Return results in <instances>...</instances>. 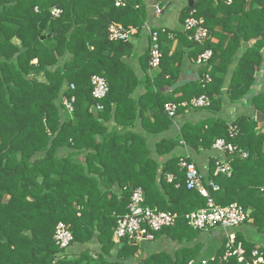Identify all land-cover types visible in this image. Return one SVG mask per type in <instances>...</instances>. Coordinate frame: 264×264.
<instances>
[{
	"label": "trees",
	"instance_id": "1",
	"mask_svg": "<svg viewBox=\"0 0 264 264\" xmlns=\"http://www.w3.org/2000/svg\"><path fill=\"white\" fill-rule=\"evenodd\" d=\"M116 1L0 0V264H135L140 246L128 238L116 245L113 237L137 187L145 191V204L177 214L175 225L156 233L176 248L152 252L143 264H204L205 258V264H246L235 256L223 258L225 238L214 258L207 255L200 241L204 230L191 227L186 214L206 207L208 198L187 187L179 160L182 140L198 152L213 151L218 137L247 150V158L233 157L232 176L216 173L211 159L204 182L216 204L237 202L251 210L244 224L264 234V131L256 119L257 111L264 114V88L254 91L264 65V0L188 3L181 21L195 9L211 38L199 43L185 30L154 28L163 57L151 74L148 48L140 58L142 77L125 57L132 56L133 38L143 31L146 5L124 0L118 6ZM54 8L62 10L59 16ZM113 23L132 29L131 39L111 40ZM209 48L213 56L198 65L200 77L166 94V87L181 83L186 57L197 61ZM95 74L110 87L103 109L96 108L92 93ZM207 74L211 82L205 81ZM140 87H145L142 94ZM202 94L211 99L206 107L211 115L175 131L165 104H179L182 113L193 108L183 102ZM64 95L75 96L73 113L63 105ZM248 97L250 113L233 120L220 115L225 100ZM232 124L239 129L234 136ZM169 173L176 175L171 182ZM210 182L219 188L209 187ZM59 221L74 234L67 250L54 239ZM237 241L251 259L258 242L241 233ZM95 242L98 250L91 248ZM259 243L264 254V242Z\"/></svg>",
	"mask_w": 264,
	"mask_h": 264
},
{
	"label": "built area",
	"instance_id": "2",
	"mask_svg": "<svg viewBox=\"0 0 264 264\" xmlns=\"http://www.w3.org/2000/svg\"><path fill=\"white\" fill-rule=\"evenodd\" d=\"M116 4L118 6L125 5V2L124 0H117ZM61 12L62 10L59 8H54L52 11L55 16H59ZM157 12H162L161 7L157 8ZM204 24V18L201 16L198 17L196 15V10L192 9L184 22V30L189 32L190 39L199 43H204L211 38L210 30ZM144 26L147 28L150 36L149 72L154 74L156 70L160 68L161 59L163 57L160 46V34L157 30L147 25V22H145ZM132 34V29H126L116 23L110 25L109 36L111 40L127 41L131 39ZM170 36L173 37V34H170ZM212 56L213 50L210 48L206 49L198 55L196 62L198 65H203L208 63ZM205 81H212L209 74L205 76ZM92 85L93 97L97 100L96 108L103 109L101 100L105 98L109 92V83L104 76L95 74L92 76ZM70 88L75 89L76 84L72 83ZM75 101V96L68 97L64 95L62 97V103L68 113L74 112ZM182 104L187 107L206 109V107L210 106L211 99L208 95L202 94ZM178 107L179 104L175 102H167L164 106L165 112L172 118L174 125H178ZM238 131L239 129L236 125L232 124L230 126L231 136L236 135ZM181 143L183 155L180 157L179 166L185 171L187 187L198 190L203 196L208 198L206 207L186 214L188 224L194 229L204 231L220 228L224 232L225 238L226 252L223 256L224 259L235 256L240 263L264 264V254L260 250V247L256 246L253 248L251 259H248L246 248L242 242L237 241V233L234 231L235 228L249 220V212L237 202L226 206L215 203L210 195L208 186L204 182L205 174L200 170L197 162L192 157L188 144L184 140H182ZM212 148L216 152L213 157L216 161V173H222L227 176H232L233 174V157L240 155L242 158H247L249 156L247 150L240 148L237 144L228 142L223 137L216 138ZM175 178L176 175L174 173L167 174V180L169 182L173 181ZM212 186L215 189L219 188L217 184L210 182L209 187ZM145 200L146 196L144 189L142 187L134 189L130 204L128 205L129 212L118 218L113 237L116 243H121L124 238H128L131 243L137 245H143L145 242H154L157 239V232L165 227L176 224V213L152 208L145 204ZM54 239L61 250H67L73 245L74 234L66 222H58L54 233ZM207 261L208 259H204L203 263L205 264Z\"/></svg>",
	"mask_w": 264,
	"mask_h": 264
},
{
	"label": "crops",
	"instance_id": "3",
	"mask_svg": "<svg viewBox=\"0 0 264 264\" xmlns=\"http://www.w3.org/2000/svg\"><path fill=\"white\" fill-rule=\"evenodd\" d=\"M146 8H147V25L151 26L152 28H162V29H169L173 32H179L181 30H184V24L181 21V13L182 9L185 8V6L190 2L189 0H166L163 4L161 3V0H143ZM195 1H193L194 3ZM161 7L162 12L158 13L157 8ZM147 28L144 26L143 31L141 34H139L137 37L135 36L133 38L134 42V52L132 53V56H126V60L133 63L139 77H142L144 75V70H142V65L140 62V58L146 54L147 49L149 48L150 41L148 40L146 31ZM179 39L176 38L174 43L172 44L171 54L177 49ZM183 72L181 75V83L176 84L172 87H166L164 91H166V94H171V92L176 89L181 84L196 80L200 77L199 72V66L195 59L186 57L184 60V67ZM264 72V65L258 72V84H256L254 91H261L264 88V79L263 74ZM145 92V87H140L137 91L138 94H142ZM178 96V95H177ZM250 97L244 99L242 102H235L231 103L229 100H225L223 110L220 112L221 116H224L225 118H229V120H233L237 115L241 113L251 112V107L249 104ZM62 101V100H61ZM251 109V110H250ZM147 116H152V112H147ZM211 115V112L207 109L202 108H187L184 112L179 113L178 117V125H174L175 131H179L181 124L187 121L191 122H199L201 120H205L208 116ZM264 115V114H263ZM154 120V118H152ZM259 127L262 131H264V121H259ZM140 125V123H137V127ZM169 134V131L167 132V135ZM170 135V134H169ZM189 146V145H188ZM182 148V146H181ZM191 150L192 157L196 159L198 162V165L200 167V170L206 174V171L208 170L211 159H213L215 155V151L211 150H202L201 152H198L197 150H193L189 146ZM183 152V148H182ZM79 158H82V156H79ZM251 213V212H250ZM237 235L239 233L242 234L245 240L249 241H255V233H253L252 228L246 224H242L239 227H237L234 230ZM201 242L205 244V249L207 250V255H209L211 258L215 256V253L217 252V249L221 247V245L224 243V232L220 230H207L202 233ZM116 243V242H115ZM119 243H116L118 245ZM261 243H257L256 246H260ZM140 250L137 253V261L135 264H143L141 260L146 256L151 254L152 252L158 251V250H168L173 251L176 248V245L174 242H171L166 236H160L156 239L154 242H145L143 245H139ZM100 245L95 242L93 244L92 249L98 250ZM115 252V249L113 253ZM140 259V261H139ZM207 259V258H205ZM134 262V261H133Z\"/></svg>",
	"mask_w": 264,
	"mask_h": 264
},
{
	"label": "rangeland",
	"instance_id": "4",
	"mask_svg": "<svg viewBox=\"0 0 264 264\" xmlns=\"http://www.w3.org/2000/svg\"><path fill=\"white\" fill-rule=\"evenodd\" d=\"M15 41H16V42H19L17 39H15ZM247 225L250 227V229L252 228L253 233H255V235H254L255 240L258 241V242H264V234L258 232V230H257L256 228H254V226H252L251 224H247ZM215 229L220 230V228H213V229H211V231H212V230H215ZM235 229H236V228H235ZM235 229H234V230H235Z\"/></svg>",
	"mask_w": 264,
	"mask_h": 264
},
{
	"label": "water",
	"instance_id": "5",
	"mask_svg": "<svg viewBox=\"0 0 264 264\" xmlns=\"http://www.w3.org/2000/svg\"><path fill=\"white\" fill-rule=\"evenodd\" d=\"M193 1H195V0H189L191 6L194 5ZM256 119H257V121H264V115L261 111L256 112ZM248 212L250 214L251 210H249Z\"/></svg>",
	"mask_w": 264,
	"mask_h": 264
}]
</instances>
